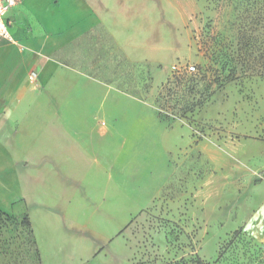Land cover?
Masks as SVG:
<instances>
[{
	"label": "rangeland",
	"instance_id": "1",
	"mask_svg": "<svg viewBox=\"0 0 264 264\" xmlns=\"http://www.w3.org/2000/svg\"><path fill=\"white\" fill-rule=\"evenodd\" d=\"M104 2L65 56L106 84L103 165L49 213L0 186V264H264V0Z\"/></svg>",
	"mask_w": 264,
	"mask_h": 264
},
{
	"label": "crops",
	"instance_id": "2",
	"mask_svg": "<svg viewBox=\"0 0 264 264\" xmlns=\"http://www.w3.org/2000/svg\"><path fill=\"white\" fill-rule=\"evenodd\" d=\"M104 1L20 0L6 14L13 41L0 39V186L19 188L14 199L31 209H53L41 186L72 189L103 165L109 129L87 121L104 115L89 106L106 84L65 56L97 26H109Z\"/></svg>",
	"mask_w": 264,
	"mask_h": 264
},
{
	"label": "trees",
	"instance_id": "3",
	"mask_svg": "<svg viewBox=\"0 0 264 264\" xmlns=\"http://www.w3.org/2000/svg\"><path fill=\"white\" fill-rule=\"evenodd\" d=\"M182 77H183V75H181V78ZM234 78H235L234 70L229 69L227 71V73H225V74H218L216 76L215 80H216V82H218L217 86L220 87V86H223L224 84H226L227 82L233 80ZM173 93H176V91H173ZM166 102L168 104H170V105H171V103H173L172 106H175V102H174V98L173 97H169L166 100ZM1 214H3L6 217H8V214L4 213L3 211H0V215ZM20 216L22 217V221L25 222L26 226L29 229V233H30V235L32 237V245L36 246V242H35V239H34V236H33V231L31 229L30 221L28 219L27 214H23V215H20ZM35 251H36L37 255H39L38 249L36 247H35ZM166 264H208V263L205 262L204 260H202L200 257L196 256V257H192L190 259H185V258L182 257V258H180V259H178L176 261H170V262H168Z\"/></svg>",
	"mask_w": 264,
	"mask_h": 264
},
{
	"label": "built area",
	"instance_id": "4",
	"mask_svg": "<svg viewBox=\"0 0 264 264\" xmlns=\"http://www.w3.org/2000/svg\"><path fill=\"white\" fill-rule=\"evenodd\" d=\"M19 2L20 0H0V39L13 41L9 31L8 22L6 21V14L10 8L14 7ZM190 68L194 69L193 66ZM28 79L30 82L35 83L37 80V73L35 71H30Z\"/></svg>",
	"mask_w": 264,
	"mask_h": 264
}]
</instances>
